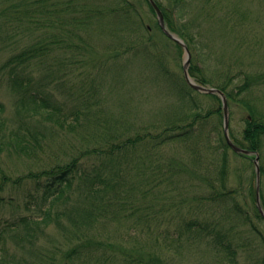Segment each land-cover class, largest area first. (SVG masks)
Segmentation results:
<instances>
[{
	"label": "trees",
	"instance_id": "obj_1",
	"mask_svg": "<svg viewBox=\"0 0 264 264\" xmlns=\"http://www.w3.org/2000/svg\"><path fill=\"white\" fill-rule=\"evenodd\" d=\"M144 1L155 15L150 1ZM156 2L168 28L178 32L192 49L191 34L177 28L173 16L180 0H173L172 7L163 0ZM0 3L5 5L0 8V32L5 27L12 43V54L0 77L5 76L18 93L13 116L7 115L0 101V213L6 209L11 213L0 218V239L4 241L0 264H12L16 255L7 246L9 235L17 250L37 254L36 260L49 257V252L41 253L37 242L49 238L47 228L52 224L68 248L51 250L66 252L73 264H158L160 249L173 250L172 245L177 252L211 251L219 264H236L248 250L253 255L248 264H264V230L259 224L264 223V217L256 201V171L254 168L246 178L239 176V186L231 188L228 151L232 148L224 134L218 94L192 88L164 59L159 66L175 93L174 99H168L166 111L174 110V116H152L136 131L133 127L132 134L127 128L119 130L118 123L108 116H96L102 107L96 81H120L125 67L161 53L145 24V5L130 0ZM185 9L183 4L176 8ZM214 10L215 5L201 12ZM168 40L183 49L178 42ZM199 62L194 58L189 67L196 81L224 91L230 110L233 101L249 112L242 137L237 138L232 131L231 137L239 146L260 154L264 208V107L248 98L254 85L264 83V75L233 73L227 68L209 76ZM68 65L73 73V66H87L94 73L86 72L83 78L72 81L73 101L76 95L79 101L73 102V108L51 88L54 83L64 86L75 80L67 71L62 72ZM43 69L48 79L37 75ZM61 94L67 97V93ZM56 131L73 132L74 142L77 139L68 159L46 155ZM169 147L172 151L166 156ZM234 154L251 165L252 156ZM4 155L31 162L35 168L14 177L3 166ZM11 185L23 194L4 196L2 191ZM173 219H177L173 230L163 224ZM106 221L131 222L136 231L147 228L148 241L132 244L129 249L135 250L126 252L120 249V241L96 236ZM154 222L161 225L155 229ZM142 248L154 254L151 261L144 262L148 253H142ZM15 264L22 263L17 260Z\"/></svg>",
	"mask_w": 264,
	"mask_h": 264
},
{
	"label": "rangeland",
	"instance_id": "obj_2",
	"mask_svg": "<svg viewBox=\"0 0 264 264\" xmlns=\"http://www.w3.org/2000/svg\"><path fill=\"white\" fill-rule=\"evenodd\" d=\"M130 1L134 4L145 5V12L143 13L146 20L145 24L149 27V32L154 37V40H156L154 42L157 43V47L161 48V53L150 56V59L145 58L143 61H137L131 67H125L121 72L120 81L116 79H110L109 81V78L104 80L100 78L99 81H96L99 86L98 91L100 92L102 104L101 111L96 116H108L109 120L118 123L119 130L127 128L132 134L133 127H135L136 131L141 124H147L152 116L175 115L174 110L166 111L169 103L168 99H174L175 93L170 91L169 81L165 79L163 74L165 71L159 66V61L166 59L170 70L184 76L183 62L185 51L184 49L180 51L168 40L169 36L157 26V18L149 10L144 0ZM163 1L170 7L174 5L173 0ZM178 4H183L186 9L177 11ZM178 4L174 8L175 14L173 15L177 28L191 34L189 36L194 40V46L191 49L192 59L200 60L199 64L205 68L209 76L218 69L226 70L227 68H232L233 73L246 71L264 75V0H180ZM213 5H215V10L212 13L201 12L204 8ZM4 7L5 5L0 3V8ZM231 15L245 19L243 21H234L229 18ZM8 18L9 15L7 13ZM172 32L181 37L178 32ZM7 33L5 27L0 32L1 75H3L2 68L4 63L12 54V43L7 38ZM71 53L68 52V54ZM98 58L101 60L103 55H98ZM66 71L75 80H70V82H67L70 84H65L64 86L54 83L51 88L54 93H58L57 96L61 100L67 102L69 108H73V102L79 104V101L77 95L73 101L74 88L72 81L83 78V74L86 72H88V75L94 73L87 66L86 68L73 66V73L68 65L62 70L63 73H66ZM37 75H40L43 79H48L49 77V74L44 69L38 71ZM240 75L243 76V74ZM217 76L221 78V74ZM77 91L78 87H76ZM61 93H67V97ZM17 94L7 82L6 77H0V101L7 108V115L9 116L15 114L14 106ZM248 98L253 103L264 107V83L260 84L259 87L254 85V89L248 95ZM231 112L230 134L232 131L237 138L242 137V131L246 125L245 118L249 115V112L243 105L233 101L231 102ZM56 134L53 146H51L52 149L46 155H57L58 159L63 157L68 159L73 152V145L78 143L77 139L74 142L73 132L56 131ZM170 151H172L171 147H169V150L165 149V155L169 156L171 154ZM228 153L231 161L230 185L233 186L231 188H234L240 184L239 176L246 178L255 166L253 165V159L250 165L245 159L237 157L233 149H229ZM252 157L254 158V156ZM3 161L6 171L9 174L12 173L14 177L28 172V169L32 167L35 168L31 162H28L29 164L24 163L21 159L14 156L8 158V156L4 155ZM20 193L23 194L22 189L15 190L12 185L2 191V194L6 197L10 195L17 197ZM165 200L169 201V196ZM10 214V211L6 209V211L4 210L0 213V218L9 217ZM105 223L98 229L96 236L100 238L111 237V240L120 241L122 247L120 249H124L126 252L130 250L129 248L132 244H146V241H148V237L145 234L147 228L136 231L131 222L125 223L122 221L117 223L106 221ZM163 224L173 230L177 226V219L166 220ZM259 224L264 230V223L259 222ZM160 225L161 223L154 222L153 228L157 229ZM47 232L49 233V238L43 237L37 242V244H41L40 251L42 249L41 253L43 255L49 252V257L45 260H36L38 259L37 254L17 250L14 246L15 244L11 241V235L6 237L7 246L16 253L12 258V264H15L17 260L22 264H73V258L70 259L65 255L66 252L60 251L61 249L65 251L68 248L64 244L65 238L60 230L52 224L47 228ZM3 242L0 239V250ZM161 245L164 248V243ZM53 247L61 249L51 250ZM171 247H173V250L160 249L158 264H219V260L210 253L211 251L195 249V252L191 253L182 249L177 252L175 245ZM143 252L148 253L145 254L144 262H147V259L151 261L152 253L146 248H142ZM153 252L155 253V248H153ZM133 254L135 256L136 254L141 255L139 253ZM117 256L121 255L117 254ZM252 258V253L245 250L240 255V259L238 258L236 264H248Z\"/></svg>",
	"mask_w": 264,
	"mask_h": 264
},
{
	"label": "water",
	"instance_id": "obj_3",
	"mask_svg": "<svg viewBox=\"0 0 264 264\" xmlns=\"http://www.w3.org/2000/svg\"><path fill=\"white\" fill-rule=\"evenodd\" d=\"M155 12H156V17L158 19V22L160 24V26L162 27V29L164 30V32L171 37L172 39L176 40L177 42H179L183 47H184V62H183V69H184V74H185V78L187 80V82L195 89L201 91V92H205V93H216L219 94L222 98L223 101V108H224V130H225V135L226 138L229 142V144L232 146V148L237 151V152H241V153H246V154H255L256 157L254 159L255 162V166H256V173H257V202H258V206L260 208V211L262 212V214L264 215V209L261 206V201H260V179H261V169H260V164H259V154L257 152H253L250 151L248 149H244L241 148L240 146H238L237 144H235L233 142V140L230 137V133H229V123H230V110H229V105H228V101H227V97L225 95V93L220 90L219 88L216 87H212V86H207V85H203L198 83L197 81H195V79L190 75L189 73V66H190V62H191V58H192V53L191 50L189 49L188 45L185 43V41L175 35L173 32H171L166 25L165 22V18L163 15V11L161 10V8L159 7V5L157 4V2L155 0H150Z\"/></svg>",
	"mask_w": 264,
	"mask_h": 264
}]
</instances>
